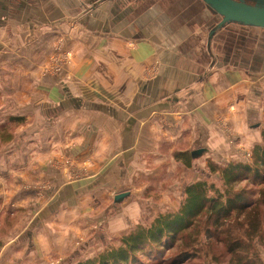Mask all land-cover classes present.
Masks as SVG:
<instances>
[{"label":"crops","instance_id":"1","mask_svg":"<svg viewBox=\"0 0 264 264\" xmlns=\"http://www.w3.org/2000/svg\"><path fill=\"white\" fill-rule=\"evenodd\" d=\"M235 25L253 39L219 53L199 44L206 24L174 20L159 0H0V88L20 89L0 94V103H20L8 120L16 137L0 149L21 146L14 169L0 174L2 186L18 184L0 197L20 215L0 264L33 262L17 252L22 243L5 256L23 238L42 255L35 264H48L70 231L63 226L79 229L111 197L132 229L151 213H175L211 165L251 160L263 141L264 29ZM56 197L37 210L39 198Z\"/></svg>","mask_w":264,"mask_h":264},{"label":"trees","instance_id":"2","mask_svg":"<svg viewBox=\"0 0 264 264\" xmlns=\"http://www.w3.org/2000/svg\"><path fill=\"white\" fill-rule=\"evenodd\" d=\"M262 137L264 144V129ZM216 172L221 187L206 180L188 186L177 212L158 215L149 227L124 236L122 247L77 264H129L146 246L165 248V239L178 242L166 264L211 253L213 260L226 256V264H264V145L255 146L248 163L211 165Z\"/></svg>","mask_w":264,"mask_h":264},{"label":"rangeland","instance_id":"3","mask_svg":"<svg viewBox=\"0 0 264 264\" xmlns=\"http://www.w3.org/2000/svg\"><path fill=\"white\" fill-rule=\"evenodd\" d=\"M163 2L165 7H167L169 15L177 21H191L192 23H200L206 24V27L204 28V34L203 39H201V42L199 44L204 45V47L209 46L210 48H219V53L224 52L222 49L225 48H238L240 45H245L247 43H250V41L253 39L251 37V33L248 31V29H241L240 27L236 26L235 24H229V26H225L223 29L219 30L217 34H215V37L210 39L209 36L211 31L221 22L222 18L218 16L216 13H214L205 3L203 0H159ZM212 15V22L209 24V18H211ZM250 33V34H249ZM217 36V38H216ZM216 38V39H215ZM207 45V46H206ZM20 91L18 88L15 87H7L0 88V94L6 93L7 95L12 94L10 96H13L14 94H17ZM20 93V92H19ZM20 103L17 102L16 99H13V97H7V100L5 103H0V146L2 145V141L10 140V138L14 139L16 137V134L13 133L12 135H8V130L12 132H16V128L9 124L8 120L13 115H17L19 112V106ZM264 129V128H263ZM263 144V141L261 143ZM17 149L13 150L15 147L8 146L5 148V150L1 151L0 149V162L3 160L7 161V164L10 165L6 169H4L3 166L0 164V174H7L9 171L14 169V156L13 154L17 156L16 159H20L19 152L21 149V146H16ZM22 148L27 149V147L23 146ZM13 150V151H12ZM253 153V151L251 152ZM18 154V155H17ZM13 156V157H12ZM252 157V156H251ZM251 161V160H250ZM249 161V162H250ZM3 163V162H2ZM13 163V164H12ZM242 163V162H241ZM243 163H248L243 162ZM221 168V167H220ZM176 170V171H175ZM173 173L174 179L177 177H181V170L175 169ZM172 172H169L167 169L164 170L163 174L165 175V179L167 176H170ZM190 173L188 178L191 177ZM184 176V177H185ZM183 178V177H181ZM168 180V179H167ZM208 181L209 183H214L216 187H221V176L219 172L212 173L211 176L208 177V179H204ZM202 180V181H204ZM1 181V178H0ZM80 184V183H79ZM43 185V186H42ZM87 184H84V186ZM245 183L240 184L239 186H244ZM18 184L9 183L6 182L2 186V181L0 182V193L3 190H8L10 192H13L14 190H17ZM35 185H33L34 187ZM165 189L169 188V183H166V185L163 186ZM38 191H45L46 187L45 184H38L37 185ZM50 188V187H48ZM56 189V186L53 187ZM40 193V192H39ZM165 200V206L164 209L168 210L173 208V200H169L168 197H163ZM57 200V197L54 199L47 198V199H38L37 204V210L39 211L41 207L48 208L51 206L50 204L55 203ZM13 199H7L5 203V199L3 197H0V251L3 249L2 247L5 245L6 242H11L15 238L19 237V230L16 229L17 223L19 219V213L15 211L13 204ZM158 200H154L156 202ZM45 202H47V205H45ZM5 203V206L3 204ZM174 203L177 204L176 201ZM145 204V202H144ZM170 204V206H169ZM45 205V206H44ZM70 206H76V201H72L69 204ZM110 205V206H109ZM107 206H103L100 210V212L97 213V211L93 210L89 214H87L83 221L79 224V229L72 230L71 226H63L65 229H70L69 232L65 233V240L63 241V247H55L54 243L52 248H49V252L46 254V259L49 261L48 264H77L79 262H84L90 259H94L103 253L110 251L111 249H116L122 247V238L124 236H127L134 232V230L137 229L133 228V225H123L124 223L120 220L121 215L120 213V205L115 204L114 200ZM146 206V205H145ZM153 207V205H152ZM149 208V210L152 209ZM175 207V204H174ZM35 211V210H34ZM16 213V214H15ZM152 214V213H151ZM143 216L140 221H142L141 225L139 227H149L154 219L158 216L151 215ZM29 214L27 216V221L29 222L30 219L33 216H30ZM44 214L41 216L38 221L39 223H42L44 220ZM117 219V220H116ZM38 220V219H36ZM35 221V220H32ZM123 224H122V223ZM36 224V223H34ZM35 227V226H34ZM135 227V226H134ZM68 229V230H69ZM132 229V230H131ZM45 233V235L52 234L53 232H50L49 230H46V227L39 231V233ZM42 233V234H43ZM47 235V236H48ZM165 242H167V246L165 248H160L159 250L153 248V246H146L144 250L141 252H136L134 256V261H131L129 264H166V260L170 258L175 253V248L178 245V242L172 241L169 239H165ZM22 243L23 248L17 250L18 253L20 252L22 254L23 259L25 261H30L27 258L29 256H34L32 263L35 264V260L38 258V261L41 260L42 255L38 253L37 255V249L34 250V247L29 245L28 239H22L21 241H18L15 243L13 247L8 249L9 251L5 253L6 257L10 258V255L14 252V249L18 247V245ZM174 247V248H173ZM40 248V247H39ZM23 249V250H22ZM217 249L218 246H217ZM261 251V257L264 261V247L260 248ZM11 253V254H10ZM3 255V258H5ZM2 257V256H1ZM21 259V258H20ZM27 259V260H26ZM17 260V259H16ZM22 260V259H21ZM17 262V261H16ZM227 257L224 256L218 260L212 259V253L208 254L207 257L202 254L200 258H197L195 260H192L186 264H226ZM20 264V263H19Z\"/></svg>","mask_w":264,"mask_h":264},{"label":"water","instance_id":"4","mask_svg":"<svg viewBox=\"0 0 264 264\" xmlns=\"http://www.w3.org/2000/svg\"><path fill=\"white\" fill-rule=\"evenodd\" d=\"M218 16L221 22L211 31L210 38L229 24H239L247 27L264 29V0H203ZM202 150L192 153L194 157L202 154ZM126 196L122 193L116 196V201Z\"/></svg>","mask_w":264,"mask_h":264}]
</instances>
